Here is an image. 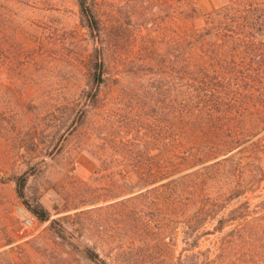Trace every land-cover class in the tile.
<instances>
[{"label":"trees","instance_id":"trees-1","mask_svg":"<svg viewBox=\"0 0 264 264\" xmlns=\"http://www.w3.org/2000/svg\"><path fill=\"white\" fill-rule=\"evenodd\" d=\"M174 1L177 16L170 19L178 23L170 30L165 64L151 40L155 68L132 93L118 81L128 107L115 117L120 134L93 151L115 156L117 204L146 208V217L166 220L158 234L180 235L187 252L182 264H264V0H222L206 12L193 0ZM76 3L98 35L102 22L86 0ZM103 50L101 43L93 56V87L79 118L94 107ZM0 73L19 76V0H0ZM100 163L94 172L107 169L104 159ZM129 175L131 194L125 196ZM13 182L25 208L47 221L49 234L72 237L69 219L81 211L49 218L23 198L24 177ZM208 235L207 247L192 251ZM80 252L93 264H112L90 247Z\"/></svg>","mask_w":264,"mask_h":264},{"label":"rangeland","instance_id":"rangeland-1","mask_svg":"<svg viewBox=\"0 0 264 264\" xmlns=\"http://www.w3.org/2000/svg\"><path fill=\"white\" fill-rule=\"evenodd\" d=\"M193 1L206 12L222 0ZM168 3L86 0L102 22L97 35L76 0H19V76L0 73V264H93L81 254L83 246L112 264L183 263L180 235L158 234L166 220L146 217V208L117 204L115 156L93 151L120 134L115 117L128 107L118 81L132 93L155 68L151 40L165 64L170 30L178 23L170 19L177 16L176 2L170 10ZM101 43L103 81L94 107L79 118ZM103 159L107 169L94 172ZM18 175L24 177L23 198L41 205L49 218L81 211L69 219L71 238L49 234L47 221L25 208L14 190ZM132 181L129 175L125 196ZM209 238H200L192 251L207 247Z\"/></svg>","mask_w":264,"mask_h":264}]
</instances>
